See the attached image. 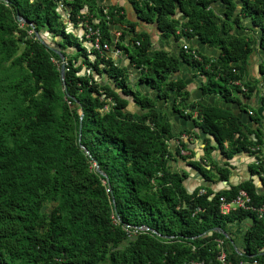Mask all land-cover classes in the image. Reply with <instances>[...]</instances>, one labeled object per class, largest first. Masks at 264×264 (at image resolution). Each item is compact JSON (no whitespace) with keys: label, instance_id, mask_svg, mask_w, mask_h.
Returning a JSON list of instances; mask_svg holds the SVG:
<instances>
[{"label":"trees","instance_id":"16d2710c","mask_svg":"<svg viewBox=\"0 0 264 264\" xmlns=\"http://www.w3.org/2000/svg\"><path fill=\"white\" fill-rule=\"evenodd\" d=\"M235 1L130 0L137 19L156 25L162 38H196L218 51L215 60L191 46L195 60L182 48L175 57L161 50L148 55V34L134 32L137 24L120 15V8L110 7V23L127 30L119 29L118 41L111 42L98 0H0V264H213L214 241L226 243L228 226L243 221L248 225L242 253L231 256L230 264H264V218L240 209L223 215L218 210V198L229 202L239 189L255 206L264 204V194L248 180L216 193L209 187L187 193L185 174L171 172L166 158L180 157L181 135H197L181 130L172 136L156 106L172 94V111L180 117L189 120L183 111L199 108L193 122L208 136L202 143L209 161L215 149L230 159L261 144L239 132L230 112L188 103L183 80L174 78L185 64L202 78L203 96L240 105V96L251 95L254 82L241 83L245 93L233 85L252 52L251 39L234 30H244L239 22L245 19L247 30H256L255 46L264 50V0ZM214 3L223 6L222 13L211 8ZM58 4L71 23L84 18L83 8L93 13L97 23H87L99 28L101 42L122 51L139 70L134 89L125 66L87 50L82 37L65 32ZM176 8L181 18H174ZM35 33L57 38L52 43L64 58L62 81L58 56ZM257 75L264 76V63L258 64ZM104 76L107 83L101 85ZM110 84L130 97L139 113L128 111L129 102ZM144 88L156 100L143 95ZM170 139L179 147L173 153L165 143ZM186 165L205 182L228 177L227 169L213 161L217 176L198 162ZM247 169L258 172L252 165ZM133 228L144 230L130 236Z\"/></svg>","mask_w":264,"mask_h":264},{"label":"crops","instance_id":"0c3cea01","mask_svg":"<svg viewBox=\"0 0 264 264\" xmlns=\"http://www.w3.org/2000/svg\"><path fill=\"white\" fill-rule=\"evenodd\" d=\"M136 1V0H135ZM97 5H99L100 10H106L107 14L109 12L110 7L114 8H120L121 11L119 12L120 15H123L126 19H132L130 15L129 7L132 8L130 4V0H98ZM217 8H214V7ZM65 7H58V11L61 16V23L63 24L65 28V32L75 34L78 38H80V33L77 32L78 26L81 22H87V20L93 21L97 23V20H95L93 13H90L87 11V9L83 8L81 10V13L84 15V18L81 19V21L77 19V21L70 22V20L67 18V11L64 10ZM211 8L214 9L217 13L218 11H222L223 7H221V4L214 3L211 4ZM131 17V18H130ZM175 18H181L178 16V14L175 15ZM107 24V23H106ZM110 38L113 37V35L116 32H119L118 30L121 29L120 26H116V24H107ZM239 25L242 28H245L241 31H236L238 35H244L248 36V38L251 39L252 42H250L252 46V52L249 56V58L246 61V64H244L243 73L241 75V83H251L254 82V91L251 93V95L247 98H243L240 96V105L234 104V103H228L231 107L229 110H225L226 106L223 104L225 102L221 101L218 97L215 96H203L200 99V101H192L191 100V94H189L188 103L189 102H198L199 105H201V102L203 101V98L206 97L207 100L205 103L209 105H213V107H218L220 109H224L227 112H230L233 116L237 119V126L239 128V132L246 137L247 140H249L251 143L255 142V137L260 139L261 144L258 145V153L257 158L259 157L260 160L264 164V100H261V97L264 98V76H258L257 75V66L260 63H264V50H260L255 46L256 40L254 41L256 31L254 29H251V31H248V23L245 19H241L239 22ZM135 32H145L148 34L149 42H156V45L154 48H149L148 51L153 50H161L164 52H167L171 56H176L179 50L180 41L178 40L174 41L172 38L169 39H161L160 34H157L158 32L156 28H153V25H138L134 28ZM255 33V35H252ZM45 36L44 33H42V37L44 39H47L51 42H56L57 38L51 36V34H47ZM254 36V37H253ZM52 39V40H51ZM186 44L191 46L192 40H186ZM80 44L84 48H88V45L81 41ZM254 44V45H253ZM256 47V48H255ZM194 49L209 58H213L217 60L218 51L208 48L206 45H200L198 47H194ZM71 50H66L65 53H70ZM124 58L122 55H119L116 58H112L113 63L117 62L119 64H124ZM238 65L240 63H237ZM125 65V64H124ZM123 65V66H124ZM127 67V65H126ZM192 69L185 65L181 64L179 73L174 78H189L193 80V84L195 89L200 88V85L202 83V78L197 76L194 71H191ZM105 78V76L102 78V80ZM133 78V79H132ZM138 76L129 74V82L130 86L134 89V84L136 83V79ZM182 80V79H181ZM148 89H142V93L145 96H150L148 93ZM151 97V96H150ZM153 98V97H152ZM173 103V97L172 94L169 96V98L166 101H156V106L158 110H161L160 118H164L166 122L170 124V134L172 136H177L179 132L181 131V128L172 122L171 117L175 114L172 111L171 104ZM129 104V103H128ZM127 104V105H128ZM131 107H133V112L139 113V109L136 107V111L134 109V105L131 103ZM127 108V107H126ZM128 110V109H127ZM130 111V110H128ZM246 116H244V114ZM250 113V114H249ZM254 115H256L258 118L254 121ZM179 116V115H178ZM190 120V119H189ZM193 121V120H191ZM195 134V133H194ZM196 135V134H195ZM188 139V141H187ZM186 141L181 140L182 143H184V150L187 154H189L191 162H198L203 165V168L206 170H210L212 174L216 175L215 171L211 169V162L220 167L225 168L228 171V177L225 181H218V180H211L209 182H205L202 177L191 167L187 166L186 163L188 159L182 158V157H175L172 155V158L169 162V169L171 172L177 173L179 176H181L183 173L185 174V179L183 181V187L187 193H190L194 189H198L201 187H209V189L212 191L222 189L227 190L229 187L236 186L237 184L243 182V181H249L253 187L259 192L264 194V183H261L257 179L256 174H250L248 172L247 167L249 165H252V161L254 158V153L251 151H248V153H238L233 155L230 159H225L221 153H217V149L210 152V157L212 161H209L205 155H204V146L202 141L198 137H188ZM223 147L226 150L227 145L224 142ZM253 147V146H252ZM227 160V162H225ZM253 166V165H252ZM256 170L261 173H264V167L262 169L256 168ZM217 176V175H216ZM222 182H224L222 185ZM203 191V190H199ZM248 222L243 221L241 223H235L230 226H228V235L229 238L227 242L225 243V251L229 258L232 256L233 258H237L242 253V240H243V234L245 229L247 228Z\"/></svg>","mask_w":264,"mask_h":264},{"label":"built area","instance_id":"2783aa9c","mask_svg":"<svg viewBox=\"0 0 264 264\" xmlns=\"http://www.w3.org/2000/svg\"><path fill=\"white\" fill-rule=\"evenodd\" d=\"M138 1V0H136ZM58 7L62 8L63 6L61 4H58ZM102 11V15H103V20L107 23V24H111V17L107 14L106 10H101ZM116 26H120V25H116ZM122 30H127L126 27L124 26H120ZM179 31V29H178ZM178 31L175 34H178ZM77 32L80 33V37L83 38V41L88 45L87 50L92 49L96 52H98L99 54L106 53L111 59L112 58H116L119 55H122L124 58L126 57V55L118 50L115 49L112 45H108L106 43L101 42V35H100V30L98 27L96 26H91L90 24H88L87 22H81L80 25L78 26ZM135 32V31H134ZM28 35L31 34V32H27ZM118 37H119V32H116L113 37L111 38V42H117L118 41ZM180 46L179 48H182L185 52H188L193 59L195 60H199L198 56L196 55V53L193 51V49H191L192 47L189 46L188 44H186L185 42V38L181 37L180 38ZM179 42V41H177ZM135 45L137 46L138 43L135 42ZM156 45V42H152L150 43V48H154ZM151 51H148V55H151ZM124 64H119L117 62L114 63V65L117 66H125V68L128 70V73L131 75H135L138 76V72L139 70L134 68L133 65L130 63V61L126 58L124 59ZM63 67L65 66L64 60H63ZM61 61L59 62L58 66H60ZM127 65V67H126ZM64 71V70H63ZM85 73V75L89 74V70H85L82 69L81 73ZM133 79V78H132ZM233 85L237 86L239 88V90L242 93L246 92L245 87H243L241 85L240 81H234ZM199 110L198 107H195L192 111L189 110H184L183 114L184 115H190V120H194L197 116V111ZM250 114V113H249ZM181 140H184V142L186 141L187 137L184 135L180 136ZM188 141V139H187ZM167 148L170 150V152H174L175 148H178V143L176 140L170 139L167 140L166 142ZM248 151H251L254 153V158L252 161V165L255 168L258 169H262L264 167L263 162L260 160V158H257V153H258V147L257 146H253L250 147ZM175 156V155H173ZM179 156L182 158H187L188 160L190 158L189 154L186 153L185 150L179 149ZM176 157V156H175ZM171 158H166L167 161V165L169 167V162H170ZM198 163L203 167V165L200 163V161H198ZM94 167V165H93ZM257 175V179L258 181H260L261 183H264V173H261L260 171L256 173ZM198 194H203V191H199ZM234 209H240L242 211H247V212H251L254 213L255 216L257 217V219H261L264 218V204L260 205V206H255L252 205L250 203V198L249 196L246 194V192L242 189H239L236 191L234 197L229 201V202H225L223 197L218 198V210L220 214H226L227 212H229L230 210H234ZM144 230L143 228H133L131 231H129V235L130 236H135L137 234V232ZM215 247H216V254H215V258H214V262L213 264H230V260H229V256L227 255L226 251H225V243L222 240H215ZM182 264H203V262L201 261H197V260H190L187 262H183ZM251 264H258L256 262H252Z\"/></svg>","mask_w":264,"mask_h":264},{"label":"water","instance_id":"95a60500","mask_svg":"<svg viewBox=\"0 0 264 264\" xmlns=\"http://www.w3.org/2000/svg\"><path fill=\"white\" fill-rule=\"evenodd\" d=\"M235 4H238V5H239V3H237V2H235ZM64 10H66V8H64ZM129 10H130V12H131L130 15H131L132 19H131V20H130V19H127L128 21L133 22V23H136V24H138V25H142V26H145V25H146L145 23H142L141 21H139V20L137 19L136 14H135L134 11H133V8L129 7ZM175 13L178 14V16L181 17V13L179 12V9H178V8H176ZM131 17H130V18H131ZM16 20H17L18 22L21 21L20 18H19L17 15H16ZM153 28H156V25H153ZM156 33L159 34V32H156ZM35 36H36V39H37L38 42H40L41 44H44V45H45L46 47H48V48H49L54 54H56V55L58 56L59 60L61 61V64H60V66H59V77H60V80L62 81L63 72H64V71H63V70H64V67H63V63H62V62H63L64 58H63L62 54L60 53L58 47H57L56 45H54L52 42H50L49 40L44 39L43 37H41L40 35H38V34H36V33H35ZM45 36L48 37L47 34H45ZM160 38H161L162 40L164 39V38H162V37H160ZM200 45H201L200 42H199L196 38L192 40V44H191L192 47H198V46H200ZM191 71H193V70H191ZM181 79L183 80V84H184V86H185V89H186L187 93L191 94V100H192V101H200V99L202 98V92H201V89H200V88L195 89L194 84H193V80H192V79H189V78H181ZM106 83H107V82H106V79L104 78V79L102 80V82H101V85L106 84ZM109 86H110V88H111L115 93L118 94V97H119V98H121V99H125V100H127L128 102H131V98H130V97H124V96H123L118 90H116V89L114 88V85L110 84ZM63 90H65L64 86H63ZM206 100H207V98L204 97V98H203V101L201 102V106H205V107L213 106V105H209L210 103H209V104L205 103ZM223 104L226 106L225 110H229V109H230L231 106H230L228 103H223ZM134 109H136L135 106H134ZM136 110H137V109H136ZM243 114H244V116H246L245 113H243ZM81 118H82V112H81V110H80V111H79V123H80V121H81ZM171 120H172V122H174L175 124H177V125L181 128V130H183V131H184V130H187V131L194 132V133L197 135V137H198L201 141H203L204 139L208 138V136L202 131V129L195 127L194 122L191 121V120H186V119H184V118L178 116L177 114H174V115L171 117ZM79 128H80V126H79ZM78 140H79V136H78ZM210 146H214V141H213V139H211ZM84 152H85V154H86V151H84ZM216 152L220 154V151H219V150H217ZM225 162H227V160H225ZM94 169L98 172V170H97V165H96L95 163H94ZM98 173L101 174L100 172H98ZM223 183H224V182H222V185H224ZM220 190H222V189H218V190H214V189H212V192H213V193H216V192H218V191H220ZM110 196H111V193H110ZM111 200H112V196H111ZM214 231H215V230H212V232H214ZM260 254H261V253H259L258 255H260Z\"/></svg>","mask_w":264,"mask_h":264},{"label":"rangeland","instance_id":"374dc122","mask_svg":"<svg viewBox=\"0 0 264 264\" xmlns=\"http://www.w3.org/2000/svg\"><path fill=\"white\" fill-rule=\"evenodd\" d=\"M237 2H239L238 0H237ZM222 7V6H221ZM214 8H217L216 6L214 7ZM223 12V9H222V11H218V13H222ZM256 31V30H255ZM252 35H255V33H253ZM254 37V36H253ZM52 40V39H51ZM254 41H255V38H254ZM252 42V41H251ZM255 43V42H254ZM254 45V44H253ZM256 48V47H255ZM149 94H150V96L151 97H153V99L154 100H156V97L154 96V93L153 92H148ZM161 102V101H160ZM127 109L128 110H130V112H133L132 110H133V107H131V103L129 102V104L127 105ZM135 111H136V109H135Z\"/></svg>","mask_w":264,"mask_h":264},{"label":"flooded vegetation","instance_id":"af4514ba","mask_svg":"<svg viewBox=\"0 0 264 264\" xmlns=\"http://www.w3.org/2000/svg\"><path fill=\"white\" fill-rule=\"evenodd\" d=\"M239 2H237V0L235 1V2H237V3H240V0H238ZM222 6V5H221ZM223 7V6H222ZM176 15V14H175ZM174 18H175V16H174ZM175 19H178V18H175ZM255 30V29H254Z\"/></svg>","mask_w":264,"mask_h":264}]
</instances>
